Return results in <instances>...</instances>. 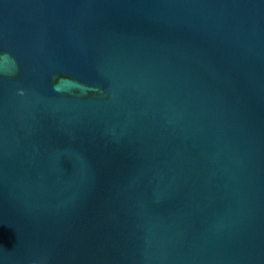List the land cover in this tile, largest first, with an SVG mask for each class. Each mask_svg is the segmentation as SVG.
Returning <instances> with one entry per match:
<instances>
[{
  "label": "water",
  "instance_id": "obj_1",
  "mask_svg": "<svg viewBox=\"0 0 264 264\" xmlns=\"http://www.w3.org/2000/svg\"><path fill=\"white\" fill-rule=\"evenodd\" d=\"M0 264H264V0H0Z\"/></svg>",
  "mask_w": 264,
  "mask_h": 264
}]
</instances>
